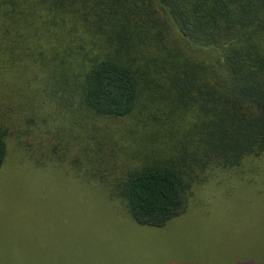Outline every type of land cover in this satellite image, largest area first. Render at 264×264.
I'll return each instance as SVG.
<instances>
[{"label":"trees","instance_id":"16d2710c","mask_svg":"<svg viewBox=\"0 0 264 264\" xmlns=\"http://www.w3.org/2000/svg\"><path fill=\"white\" fill-rule=\"evenodd\" d=\"M9 154L139 225L189 217L264 159V0H0V171Z\"/></svg>","mask_w":264,"mask_h":264},{"label":"rangeland","instance_id":"374dc122","mask_svg":"<svg viewBox=\"0 0 264 264\" xmlns=\"http://www.w3.org/2000/svg\"><path fill=\"white\" fill-rule=\"evenodd\" d=\"M21 160L9 154L0 171V260L264 264V159L218 176L189 217L163 228L139 225L76 172Z\"/></svg>","mask_w":264,"mask_h":264}]
</instances>
